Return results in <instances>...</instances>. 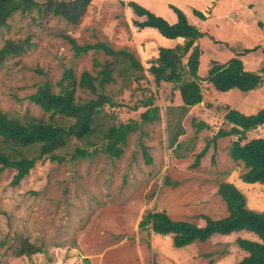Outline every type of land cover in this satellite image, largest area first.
<instances>
[{"label": "rangeland", "instance_id": "obj_1", "mask_svg": "<svg viewBox=\"0 0 264 264\" xmlns=\"http://www.w3.org/2000/svg\"><path fill=\"white\" fill-rule=\"evenodd\" d=\"M251 1L255 2V11L247 10L249 15L243 20L247 31L240 36L235 30V15L238 17L239 13L228 9L226 0H215L213 5L217 8L212 16L222 27L211 30L205 24L201 26L213 37L205 36L201 41L200 75H208L213 61L224 63L237 56L235 52L259 44L258 50L243 55L242 60L246 70L261 73L262 85L249 92H221L203 82V102L185 111L174 85L156 86L148 71L146 78L138 82L120 76L117 70L116 81L106 89L117 103L112 110L123 121L140 120L146 110L140 102L152 97L159 106V119L142 124L130 135L119 160L100 154L74 162L41 161L17 186L10 185L13 170L0 172V264H238L248 255L238 239H259L245 230L215 234L204 242L180 248L171 236L143 230L139 222L148 211H165L174 220L199 226L205 225V216L219 219L228 215L226 203L218 194L219 183L228 180L232 171L237 176L243 169L228 155L235 137H222L216 142L212 137L228 127L224 122L228 108L247 115L264 108V0H242ZM148 4L165 14L163 3L154 0ZM91 6L76 28L61 17L47 20L36 12H16L8 19L0 29V49L7 39L27 37L35 46L23 55L0 58L3 110L47 116L28 98L39 84L48 80L58 90L57 82L65 69L71 68L79 76L84 70L93 72L95 59H105L102 51L75 57L62 37L64 33L74 36L81 45L105 41L113 48L128 49L143 57L148 63L146 68L155 59L151 54L154 49L147 47L142 52L140 48L138 54L135 45L141 41L151 43L147 38L154 39L155 35L163 47L172 43L153 28L147 31L155 35L145 34L144 39L125 38L122 32H128V27H122L124 21L118 19L125 14L109 15L107 7L103 10L94 3ZM203 6L207 10L208 2ZM230 14L233 15L229 21ZM248 19H254L251 30ZM257 36L261 37L255 40ZM77 94L80 99L91 97L83 91ZM200 123L208 126L200 128ZM259 136L264 137V126L249 132L247 139ZM207 143V152L197 161ZM145 152L151 157L150 163ZM247 205L250 208L248 202ZM15 234L41 245L43 252L15 257L9 249ZM2 241L6 243L1 244Z\"/></svg>", "mask_w": 264, "mask_h": 264}, {"label": "trees", "instance_id": "obj_2", "mask_svg": "<svg viewBox=\"0 0 264 264\" xmlns=\"http://www.w3.org/2000/svg\"><path fill=\"white\" fill-rule=\"evenodd\" d=\"M91 2L92 0H0V29L16 12H36L47 20L61 17L68 25L76 28ZM127 5L134 14L144 18L143 21H133L138 29L153 28L167 39L180 37L184 42L174 47H159L157 57L146 68L128 49L113 48L105 41L81 45L71 34H62L75 57L90 51H102L105 59H95L93 72L84 70L79 76L71 68L65 69L57 82L58 90H54L48 80L39 84L28 98L47 116L17 110L5 111L0 107V172L7 169L14 171L11 186L19 185L38 162L45 160L74 162L100 154L119 160L130 135L140 130L142 124L159 119V106L154 104L152 97L140 102L141 106L146 107L140 114V120L123 121L112 110L117 107V103L106 89L116 81L114 73L117 70L120 76L138 82L146 78L145 71H148L154 77L156 86L161 83L174 85L180 92L185 111L203 102V82H208L221 92L232 89L249 92L262 85L261 73L246 70L240 55L224 63L213 61L208 75L202 77L199 74L202 49L198 40L206 34L192 24L180 8L171 6L177 15V21L169 23L164 17L135 1H130ZM195 14L201 19L205 18L200 11H195ZM34 46L30 37L7 39L0 49V58L23 55ZM259 48V45L248 48L245 53ZM78 91L91 97L80 99ZM224 122L228 127L219 129L212 141L216 142L222 137H235L228 155L242 166L240 178L246 183L264 184V137L247 139L249 132L264 126V108L248 115L228 108ZM198 126L202 128L208 125L200 123ZM207 148L208 143L197 156V161L207 152ZM145 154L150 163L151 157L147 152ZM218 194L226 203L228 215L219 219L205 216L204 226L187 220H174L165 211H148L139 222V227L152 233L171 236L174 245L180 248L196 241L204 242L215 234L230 235L245 230L254 233L259 241L238 239L239 246L248 253L238 264H264V212L249 208L246 195L227 179L219 183ZM11 241L9 249L15 257H30L43 252V247L31 242L28 237L15 234ZM4 243L6 241L1 244Z\"/></svg>", "mask_w": 264, "mask_h": 264}, {"label": "crops", "instance_id": "obj_3", "mask_svg": "<svg viewBox=\"0 0 264 264\" xmlns=\"http://www.w3.org/2000/svg\"><path fill=\"white\" fill-rule=\"evenodd\" d=\"M130 1H135V2L143 5L144 7L149 9L150 11H152V12L154 11L155 14L161 15L169 23H175L177 21V15L171 7L172 5L176 6V7L180 8L187 15L189 21L192 24L196 25L201 30V32L203 31V33L205 32V34H207L205 36L213 37L212 35H210V31H206V29L203 27L201 28V26L203 24H205V27H207V26L211 27V30L213 28H215V26L216 27H219V26L222 27V24H220V22L218 20H216L215 17L212 16V15H214V12L216 11V8H217L216 6L213 5L215 0H156V1L164 4L165 14H163V15L159 12H156V10L154 8H152V6H150V4H148V2L151 3L154 0H92L90 6L88 7L87 14L91 11V8L93 7L91 5L94 3L98 6H101L103 10L105 9V7H107L108 11H109V15H120L121 13L125 14L126 17H123L121 15L118 18V19H121L124 21V23H122V25H121L122 27H128V32H126V33L124 31L122 32L123 37L134 38V39L140 37V38L144 39V36L146 37L145 34H147V35L149 33L154 34L151 31H147L148 28L138 29L134 25V23H133L134 20L143 21L144 18L138 17L136 14H134L132 8L127 5V3ZM221 1H224V0H221ZM205 2H208L207 10H204L203 3H205ZM226 2L228 4V9H230L231 11H235L237 14L239 13L240 18H239V16L236 17V15H235V19H238V28L235 29L237 34L240 36L242 34H245L244 31H247V30L243 28V27H245L243 20H244V18L245 19L247 18V15H249L250 10L255 11L254 10L255 2L251 1L252 3H250V2L245 3V2H242V0H226ZM121 3L123 4V6L119 5ZM189 8H190L191 15H189ZM247 10L249 12H247ZM194 11H200L203 13V15L207 16L209 14L210 16H208L204 19H200L195 14ZM192 15H196L198 18L194 17ZM231 15H233V14H230V16H227V19L229 21H230ZM252 20H254V19L249 20V21H251V25L249 24L250 30L252 27ZM261 25L263 26L264 23H261ZM131 34H132V36H131ZM260 37L261 36H257L255 38V40L260 38ZM158 38L159 37H157L156 35H155L154 39L147 38L148 40H150L151 43H149V42L145 43L144 41L143 42L141 41V43L135 45L134 48L138 52V54H141L140 48H142V52H143L144 48H147V47L153 48L154 53H151L152 58H156L158 55L159 47H163L162 44H160ZM263 38H264V36H263ZM202 39H203V37L198 40V44H200V47H201ZM170 40H172L171 41L172 43L166 47H174L176 44L184 42V39L180 38V37L176 38V39H170ZM216 40H218V39H216ZM133 45H134V43L131 46H133ZM252 47H249V48H252ZM246 49H248V48H244L243 50H239L238 52H235V53L237 55H240V57L242 59L243 55L247 54V53H245ZM146 54L148 55L150 53H146ZM202 57H203V50H202V54L200 57L199 74H200V70H201ZM138 59L141 60V62L144 65L148 64V63L143 61L144 60L143 57H142V59L138 57ZM239 175L235 176L234 172L232 171V173L230 174V176L228 178V181L235 184L246 195L247 202H248L250 208L257 210V211H260V212H264V209L262 207L263 206L262 202H264V184H261L258 182L246 183L240 178Z\"/></svg>", "mask_w": 264, "mask_h": 264}]
</instances>
